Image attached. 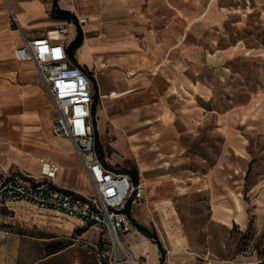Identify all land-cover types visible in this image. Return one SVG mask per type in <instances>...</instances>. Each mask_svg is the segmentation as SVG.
Listing matches in <instances>:
<instances>
[{
    "label": "rangeland",
    "instance_id": "374dc122",
    "mask_svg": "<svg viewBox=\"0 0 264 264\" xmlns=\"http://www.w3.org/2000/svg\"><path fill=\"white\" fill-rule=\"evenodd\" d=\"M145 8L168 43L183 36L189 81L173 107L174 142L140 141L118 153L121 172L140 161L168 174L156 188L140 175L144 198L132 218L148 226L155 214L182 264L254 262L264 256V0H146ZM189 24L197 28L186 30ZM75 37L72 24L68 43ZM195 54L198 62L189 59ZM94 84L101 90L105 81L96 76ZM49 105L50 138H63L53 133L51 98ZM51 160L67 173L65 185L81 182L76 154ZM29 171L37 174L39 162ZM148 201L159 202L150 208ZM120 255L106 231L28 202L0 206V264H114Z\"/></svg>",
    "mask_w": 264,
    "mask_h": 264
},
{
    "label": "crops",
    "instance_id": "0c3cea01",
    "mask_svg": "<svg viewBox=\"0 0 264 264\" xmlns=\"http://www.w3.org/2000/svg\"><path fill=\"white\" fill-rule=\"evenodd\" d=\"M11 1L0 0V170L3 174H25L40 179L44 159L58 165L55 183L59 187L81 194L91 189L73 141L67 137L50 138V97L36 64L19 61L14 55V50L26 39L47 36L63 23H69V33L74 24L77 37L75 22L52 15L55 2L57 10L83 20L80 22L83 42L76 51V62L71 61L88 72L93 85L91 122L96 151L103 165L120 172L115 167L119 164L118 153L133 152V143L174 142L179 133L173 107H178L174 106L175 102L184 100L189 81L185 75L188 53L183 36L176 37L170 44L158 34L144 12L146 0H116L118 9L114 0ZM86 22L89 24H84ZM193 25L189 24L186 30L197 28ZM66 43L68 48L72 44L68 43V37ZM78 55L81 62L77 60ZM189 59L199 61L197 54ZM96 76L105 81L101 90L95 87ZM111 92L115 95L110 96ZM74 154L81 164V182L78 179L75 186L69 187L63 183V178L67 177L63 166L51 157L72 158ZM108 158H112V162ZM31 161L40 164V171L35 175L29 171ZM152 164L143 167L139 161V175L146 184L156 188L155 182H161L159 180L168 174L166 169H157ZM157 170L163 172L155 173ZM157 202L146 203L151 208ZM168 210V216L173 217L169 207ZM151 218L148 226L132 219L157 232L166 250L164 264H182V253L168 241L164 243L168 237L162 226L157 225L155 214ZM122 244L132 256L126 264L161 263L157 244L139 229L124 235Z\"/></svg>",
    "mask_w": 264,
    "mask_h": 264
},
{
    "label": "built area",
    "instance_id": "2783aa9c",
    "mask_svg": "<svg viewBox=\"0 0 264 264\" xmlns=\"http://www.w3.org/2000/svg\"><path fill=\"white\" fill-rule=\"evenodd\" d=\"M68 34L69 23H63L47 36L26 39L14 50V55L19 61L36 64L57 113L53 133L73 141L89 177L91 193L81 194L56 185L59 167L43 159L40 179L25 174L5 175L0 170V206L28 202L83 226L106 231L124 254L114 264H126L132 256L122 240L137 229L132 220L133 207L141 204L145 187L140 182L136 184L127 173L108 169L99 159L91 122L93 85L89 76L71 61L66 43ZM113 95L111 92L110 96ZM242 264H264V256Z\"/></svg>",
    "mask_w": 264,
    "mask_h": 264
},
{
    "label": "trees",
    "instance_id": "16d2710c",
    "mask_svg": "<svg viewBox=\"0 0 264 264\" xmlns=\"http://www.w3.org/2000/svg\"><path fill=\"white\" fill-rule=\"evenodd\" d=\"M56 7H57V5H56V2H55V4H54V12L52 14L54 17L60 18V19H63V20H68L70 22L73 21L78 26V35H77L76 39L74 40V42H72V44L68 48L69 56L71 57L73 62H76V59H75L76 51L78 50V48L81 46V44L83 42V31H82V28L80 26V21H79V19L76 16H74V15L68 13V12L59 11V10L56 9ZM85 73L88 74L87 71H85ZM94 112H95V107L93 109V113ZM122 172L129 174L136 184L139 183L140 175H139V170L137 168L131 167L130 170L122 171ZM133 222H134V224H135L137 229H139L147 237L153 239L154 242L157 244V246H158V248L160 250V253H161V257H162L160 264H164L165 258H166V250H165V247H164L159 235L157 234V232L156 231H150L149 229H147V228H145V227H143L141 225H138L134 220H133Z\"/></svg>",
    "mask_w": 264,
    "mask_h": 264
},
{
    "label": "bare ground",
    "instance_id": "6f19581e",
    "mask_svg": "<svg viewBox=\"0 0 264 264\" xmlns=\"http://www.w3.org/2000/svg\"><path fill=\"white\" fill-rule=\"evenodd\" d=\"M113 239L117 242V239L115 237H113Z\"/></svg>",
    "mask_w": 264,
    "mask_h": 264
}]
</instances>
